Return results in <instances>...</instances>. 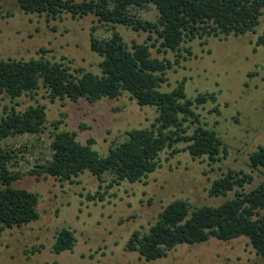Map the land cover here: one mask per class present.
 Returning a JSON list of instances; mask_svg holds the SVG:
<instances>
[{
	"label": "rangeland",
	"instance_id": "obj_1",
	"mask_svg": "<svg viewBox=\"0 0 264 264\" xmlns=\"http://www.w3.org/2000/svg\"><path fill=\"white\" fill-rule=\"evenodd\" d=\"M133 14L153 23L159 17L153 5ZM116 29L129 46L134 42L148 44L153 57L174 64L179 56L178 52L162 49L156 34L122 25ZM263 30L264 13L256 34H219L184 43L180 55L186 60L181 58L180 65L168 70V83L162 87L170 92L186 79L190 98L207 92L217 95L216 103L210 101L197 112L229 148L228 158L220 163L211 164L206 157L194 159L188 151L171 157L168 150L161 156L162 167L139 183L117 184L111 174L100 180L89 171L73 182H61L45 173L39 176L37 166L52 159L54 133L76 132L83 144L93 139V149L106 156L126 140L127 132L151 127L158 118L157 108L140 107L128 93L96 102H52L45 87L15 100L3 96L0 120L12 108L24 112L41 105L46 107L47 125L41 134L11 136L3 142L2 148L12 156L11 171L22 176L13 187L39 196L40 219L5 231L0 238V264H264L247 237L180 245L167 257L151 263L126 249L133 233L148 232L163 209L174 201L187 200L201 207L219 206L234 198V192L226 197H211L209 193L213 182L230 169L253 175L254 181L246 191L264 181V168L253 171L249 167L250 155L264 146V47L256 46ZM92 34L109 39L112 30L99 23L95 15L81 19L63 15L60 20H50L44 15L26 14L15 0L0 2V55L4 59L66 58L73 69L99 73L103 58L91 50ZM179 148L183 150L186 145ZM101 195L104 200L99 199ZM88 196L97 199L92 201ZM63 229L73 231L77 241L72 251L57 254L54 246Z\"/></svg>",
	"mask_w": 264,
	"mask_h": 264
},
{
	"label": "trees",
	"instance_id": "obj_2",
	"mask_svg": "<svg viewBox=\"0 0 264 264\" xmlns=\"http://www.w3.org/2000/svg\"><path fill=\"white\" fill-rule=\"evenodd\" d=\"M3 0H0V2ZM26 14L44 15L60 20L63 15L73 19L95 15L99 23L110 26L109 39L91 36V50L103 58L100 72L73 69L66 58L61 61L46 57L30 60L4 59L0 55V110L3 96L15 100L24 94L48 89L52 102L56 99L96 102L103 98L118 99L130 94L140 107H155L158 118L149 128L127 132L126 140L101 156L93 149L95 141L83 144L76 132L61 131L53 136V156L40 168L43 173L61 182H73L85 171L102 180L105 174L114 182L139 183L162 167V154L171 157L188 151L194 159L206 157L211 164L228 158L229 148L219 134L207 127L197 112L207 103L217 102L215 93H200L190 98L187 80L179 82L172 91H163L168 83L167 72L181 64V47L188 41L212 35L244 36L257 33L264 13V0H15ZM157 8L158 20L148 22L133 11ZM122 25L140 32L156 34L161 48L178 52L173 64L153 57L148 44L134 42L129 46L116 26ZM149 36V40H152ZM257 47H264V30L258 36ZM155 47V45H154ZM42 53H47L41 49ZM188 53L191 55L190 50ZM45 106H31L24 112L15 108L0 120V238L6 230L21 228L40 219L39 196L13 184L20 173L10 169L11 153L2 148L11 136L41 134L46 130ZM55 129H59L56 123ZM180 145H186L181 150ZM253 171L264 168V146L250 155ZM254 177L244 171L228 170L213 182L211 197L234 198L219 206L195 207L187 200H177L166 206L148 232L133 233L126 249L139 253L151 263L168 256L180 245H197L212 238L231 241L247 237L257 254L264 258V181L246 191ZM104 200V196H98ZM92 201L96 196H88ZM75 233L63 229L54 246L57 254L72 251Z\"/></svg>",
	"mask_w": 264,
	"mask_h": 264
}]
</instances>
